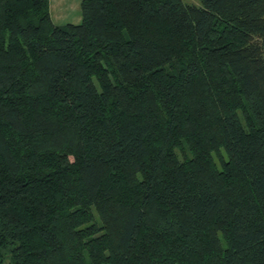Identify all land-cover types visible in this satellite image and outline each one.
<instances>
[{"label": "trees", "instance_id": "16d2710c", "mask_svg": "<svg viewBox=\"0 0 264 264\" xmlns=\"http://www.w3.org/2000/svg\"><path fill=\"white\" fill-rule=\"evenodd\" d=\"M0 0V264H264V0Z\"/></svg>", "mask_w": 264, "mask_h": 264}, {"label": "crops", "instance_id": "0c3cea01", "mask_svg": "<svg viewBox=\"0 0 264 264\" xmlns=\"http://www.w3.org/2000/svg\"><path fill=\"white\" fill-rule=\"evenodd\" d=\"M81 1L82 0H49V10L52 21L58 25L80 23L82 20ZM185 2L194 3L191 0ZM194 4L201 5V3Z\"/></svg>", "mask_w": 264, "mask_h": 264}, {"label": "rangeland", "instance_id": "374dc122", "mask_svg": "<svg viewBox=\"0 0 264 264\" xmlns=\"http://www.w3.org/2000/svg\"><path fill=\"white\" fill-rule=\"evenodd\" d=\"M184 1H189V0H184ZM191 1L194 3H201L202 2L201 0H191ZM8 260H9V258H6L5 264L8 263Z\"/></svg>", "mask_w": 264, "mask_h": 264}]
</instances>
